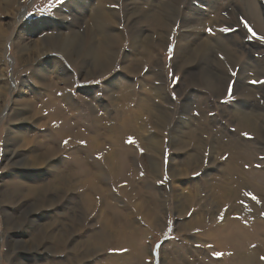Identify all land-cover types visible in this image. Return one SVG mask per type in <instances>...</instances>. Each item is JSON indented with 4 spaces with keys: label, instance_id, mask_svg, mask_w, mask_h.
I'll list each match as a JSON object with an SVG mask.
<instances>
[{
    "label": "rangeland",
    "instance_id": "obj_1",
    "mask_svg": "<svg viewBox=\"0 0 264 264\" xmlns=\"http://www.w3.org/2000/svg\"><path fill=\"white\" fill-rule=\"evenodd\" d=\"M3 1L0 0V4ZM138 1L140 3V0ZM210 1L212 0H181L179 8L184 9L189 6V8H197V11L205 12L206 4ZM254 1L261 5V0ZM90 2L94 3L95 0H89L88 5H91ZM225 2L220 10L222 11L220 12L222 23L214 27L210 24L205 28L183 26L180 23L183 16L179 14L173 27H165L164 33L166 34L160 48L153 43H156L157 37L155 33L151 32L153 41L149 43V46L151 50L156 49L160 58L157 67L152 65V62H145L136 68L137 61L142 57L141 49H137L129 43V40H126L123 44L115 46L119 52L115 56L112 66L104 74L86 75L85 77L78 73L79 71L73 63L67 61L60 52L56 51L47 52L39 58H35V61L22 66L14 52V40L18 35V46L24 42L34 46L39 40H43V37H54L57 32L69 34L72 30H76L83 34L86 17L92 12L86 10L79 14L72 7V0H13L9 9L13 13L14 19L7 26L11 17L6 13H0V26L6 23V32L0 41V86H5L0 93V264H171L170 256L176 264H204L202 263L204 260L211 264H264V188L260 187L257 193L250 188H242L236 199L233 195H226L219 199L213 198L212 195L216 193L211 191L213 189L211 187V189L198 192L196 201L189 208L180 212L181 209L177 210L174 207L176 200L179 203V200L183 199V196L179 195L176 198L173 197V193L179 192L182 182L190 181V183H198L202 186L203 180L210 181L212 177H215L211 182L220 183L218 182L221 178L219 170L225 165L224 161L228 156V151L221 148L217 150V154H212L210 152V135L213 132L216 133L218 129L224 134L230 132V136L236 132L232 115L234 107L236 110L241 107L250 108L258 121H264V73L258 72V78H256L263 80L259 82L255 79V81L250 80L255 75L256 69L248 67V72L243 73L237 65L235 66L237 73L233 78L235 70L231 67L230 62L220 59L222 67L214 68L212 66L213 68L207 69L210 77L216 81L220 77H224L223 82H220L214 89L206 84L201 76H198L204 66L198 55L188 63L180 59L181 54L177 57L174 56L180 33L191 34L188 37L194 39L192 34L201 31L207 35L225 36L224 38L235 36L237 44L246 47L244 52H239L242 61L248 57L254 59L264 57V39H261L264 37V24L250 19L246 11H239L242 8L240 0H225ZM64 4L65 6H63ZM131 4L133 5L131 0H114L105 4L107 10L115 11L117 14L111 27L115 28V31H122L128 38L131 32L130 28L136 26L137 33L142 34L143 37L140 36L144 38L145 33L150 30H148L147 24L139 22L140 12H132L129 14V18H125L127 14L125 8H130ZM61 6L63 8L59 10ZM149 8V6L143 5L141 10L147 11ZM57 10L58 12L62 11V14L57 13ZM67 12L75 13L76 17ZM238 14L242 18L244 16L248 18L258 29L255 33L258 38H248L247 41H244L245 35L242 30H237L240 28L237 21ZM260 16L264 18V9ZM65 24H67L66 27H64ZM259 25L263 30H259ZM57 26H59L58 29H55ZM255 39H261L263 43L255 41ZM180 43L182 45L185 42L181 41ZM191 45L193 46L190 43V47ZM254 52H256L255 55ZM257 52L262 56L259 57ZM210 54L214 57L217 51L212 49ZM122 55H128L127 59L135 66L133 73L124 69L128 62ZM55 61L58 62L57 66L63 68L66 78L72 82L68 91L73 97L74 104L79 103L82 109L79 111L83 114L88 113V108L79 96L83 98L86 89H93L97 102L100 100L102 104L107 103L108 95L105 90L109 89V92L115 90L119 82L110 84V81H114L116 75L128 78V83L132 88L135 87L133 94L129 97L130 106L128 104V107L130 108L136 104L138 97L144 96L145 89L160 87L161 95L153 98V107L145 110L144 113L141 112L137 119L139 125L144 128L148 125V130L144 133L141 131V137L138 134L137 136L130 135V133L124 134V128L117 122L118 115L114 112V110L117 111L116 108L109 107L108 113H105L104 109L98 108L97 114L104 119L108 117L109 121L104 120L103 124L111 126L112 129L108 132L105 127H97L101 136H97L96 140L92 141L91 139L90 142L88 139L94 134V129L89 121L85 123L90 126L89 129L83 124L80 125L83 137H75L77 142L73 143L68 139L69 137L60 136L62 132L57 130L59 127L64 130L68 129L69 134L74 132V121H72L74 117L71 116L74 111H69L63 104H59V108L48 103V100L51 99L50 94L52 97L55 94L57 98L60 97L59 87L52 86L50 88V84L44 83L41 76L44 75L43 79L46 80L55 77V74L51 73L52 67L53 69L57 67ZM153 71L156 75L150 79L149 75ZM35 78L37 81L34 80ZM54 83L58 86L61 85L57 79H54ZM187 101L192 102V107L186 105L185 108L189 107L188 111L185 110V114L181 115L182 104ZM200 107L202 108L200 109ZM155 110H165L166 114L156 117ZM178 112L182 118L186 119L191 114L197 120L205 121L206 123H203L205 126L212 128L202 134L203 138L207 139L208 137L207 140H210L209 144L203 145L202 151L197 150V153L202 156V159L197 161V170L188 172L187 176H173L166 167V164H169L166 160H169L171 166L178 171L181 168L180 161L188 152L186 149L174 151L165 147L161 156L158 157L161 164L160 170L154 175L146 177L149 181L148 188L140 189L139 195L135 192L132 193V199H130L126 196L129 195L127 192H121L128 181V179L125 181V177H123L121 162L126 161V157L129 155L130 159L132 156L140 159L151 154L153 151L145 140L151 133L155 132L158 136L165 138V143H168V131L177 119ZM200 116L202 117L199 119ZM90 117L91 114L85 116V119L89 120ZM232 118L233 120H231ZM63 119L64 123L62 124ZM65 119L67 120L65 121ZM261 127L260 133L256 135L249 133L242 134L241 137L237 134L240 137V142H244V139L249 142L253 155L243 151L242 148L237 150V153H244L245 163L242 164V160L238 162L243 168L234 170L239 171V176L232 184H230L232 181L230 175L232 174L228 175L229 177L225 176L227 177L225 181L228 182L226 185L231 187L237 186L238 183H240L239 185H248L249 174L246 170L251 169L263 174L264 178V124ZM207 134L210 135L207 136ZM230 136L221 135L223 139L220 140L226 142ZM98 137L100 138L97 141ZM130 139L133 142H129ZM191 141L193 142L190 140L189 143ZM90 144L95 146L94 152L89 151ZM193 144L194 142L192 146ZM146 146L148 150H144ZM75 147L81 148L80 153H71ZM229 151L234 154L232 149L229 148ZM47 155L50 160L35 161L40 157L46 158ZM137 166L140 171L139 175L141 173L145 175L142 164L138 163ZM117 170H120L121 181L116 180L114 176ZM31 176L35 178L32 179ZM179 181H181L180 185ZM91 182L98 184L108 199L107 203L114 205L116 210L124 213L131 223L124 229L134 230L137 233L136 240L142 246L140 263H136V260L130 257L126 246L116 245L111 241L112 239L105 241L102 236H99V241L94 243L97 239L96 230L100 227L99 215L103 216L104 214L98 213L100 199L95 192L91 194L86 191L89 195H83V190L91 186ZM259 182L262 180L258 179L260 185ZM29 183L33 185L27 190L28 188L24 184ZM176 187L179 190H173ZM150 195L153 196V199L163 200L164 203L161 212H157L160 218L156 223L147 222L144 219L147 208L144 207V198H148ZM88 198L90 201L87 202ZM138 200L142 203H137L139 207L142 205L140 208L136 205ZM149 207L151 211L154 208L153 205ZM194 212L202 215V221L197 226H186V220L188 221ZM218 224L238 225V227H234L233 231L227 228L224 235L226 236L228 233L237 236L241 233L240 255L235 256L233 250H217L210 240L206 241L208 236L200 235L203 231H210L215 226H219ZM120 225L121 223H115V221L112 223L111 220L108 228L119 229ZM58 234H61L63 240L59 239ZM236 236L233 239L234 243ZM222 246L229 248V245ZM251 249L256 250V253H252Z\"/></svg>",
    "mask_w": 264,
    "mask_h": 264
},
{
    "label": "bare ground",
    "instance_id": "obj_2",
    "mask_svg": "<svg viewBox=\"0 0 264 264\" xmlns=\"http://www.w3.org/2000/svg\"><path fill=\"white\" fill-rule=\"evenodd\" d=\"M110 1H114V0H95L94 3L90 2L91 5L90 4L88 5L89 0H72L73 9L76 10V12H78L79 14L81 12H85L86 10H87V12L88 11L92 12L91 15L89 14V16L86 17L87 18L86 27H84L85 30L83 31V34L79 31H76V30L75 31L72 30V32H70L69 34H66V33L63 34V33L57 32V34L54 37L47 36L45 38L43 37V40H41V41L37 40L38 42L36 41L37 44H35L34 46L28 45L27 42L26 43L24 42L23 44L18 46L17 45L18 44V35H16L15 40H14V44H15L14 52H15V55L17 57V60H19V62L22 64V66H25L26 64L30 63L31 61L32 62L35 61L36 60L35 58H39V56L44 55L47 52L56 51V52H60L67 61L73 63V65L79 71L78 73L80 75H84V77L86 75L91 76L93 74H104L107 71V69L112 66L114 58L119 52V49L118 50L115 49V46L120 44V43L123 44L124 42H126V40H129L130 44L135 46L137 49H141V52H142V54H141L142 57L137 61L138 64H136V68L141 66L145 62H150V63L152 62V65H155L157 67V65H159L160 58H159L158 52H156V49L151 50V47L149 46V43H151L153 41L152 36L150 35L151 32L155 33V36L157 37L156 43L155 42H153V43L160 48L163 45L164 37L166 34V33H164V31H166L165 27H168V28H169V26H170V28L173 27V25L175 24L174 22L176 20V17L179 16V14L183 16L182 17L183 22L182 21L180 22V23H182L183 26L205 28L206 26H208L210 24L211 26L214 27L217 24L222 23V18L220 15V12H222V11H220V10H222L223 5H225V3H226L225 0H212L206 4L207 5L206 11L203 12L200 10L197 11V8H194V9L189 8V6L187 8H184V9L179 8V3L181 2V0H164L163 2H162V0H140V3L138 0H131L133 2V5L131 4L132 8L131 7L125 8V11L127 12L125 18H129L128 16L130 13L135 12V11H139L140 12L139 22L147 24V27L149 28L148 30H150V31H148V33H145V35H144L145 37L142 38L143 37L142 34H140L139 32L137 33V30L135 29L136 26H133L134 28H132V27L130 28L131 32L129 31L130 36L128 38H126L122 31H115L114 30L115 28L111 27V24H113V22L115 21L117 14L115 11H110V10H107L105 8V4L109 3ZM240 1L242 2V8H240L239 11H241V12L246 11V13L250 17V19H252V20L255 19L257 22L264 24V18H262L260 16L262 9H264L262 4L258 5L257 3H255L254 0H240ZM12 2H13V0H4L3 1L4 4L3 3L0 4V13H2V14L6 13L8 16L11 17L10 21L7 24L5 23L6 26L9 25L11 23V21H13V19H14L13 18L14 15L9 9L10 6L12 5ZM137 3H139V4H137ZM134 5H135V7H133ZM143 5H146L147 7L149 6L150 8L147 11L141 10ZM63 6H65V4ZM63 6H61L59 8V10L62 9ZM69 8H70V6H69ZM66 10H68V9H66ZM125 11L122 10V12H124V13H125ZM57 13L62 14V11L58 12V10H57ZM67 13L69 14V12H67ZM69 15L76 17L75 13H71ZM189 15H191V16H189ZM108 21H109V23H107ZM78 23H81V22H78ZM5 24L0 26V41H1L2 36L6 32ZM66 26H67V24L64 25V27H66ZM255 26L257 27V25H255ZM58 27L59 26H57L55 29H58ZM68 28H70V27L68 26ZM259 30H263L262 26H260V25H259ZM197 32L198 33L192 34V36H194V39L189 38L190 36L188 37V35H191V34L187 35V34H181L180 33V36L178 39L179 41H177V43H176L174 56L177 57L178 55L181 54L180 59L182 61H185L186 63H188L190 60L191 61L194 60V57L196 58V56L198 55L200 57L199 58L200 61L204 65L203 69H201V72L199 73L198 76H201L202 80H204L206 84H209L214 89L218 87V84L220 82H223L224 77L223 78L220 77L219 79H217L218 81H216V79H212L210 77L207 69L210 67L211 68L222 67V65H221L222 62L220 61V59L217 56V55H219V53L222 54V56L224 57L223 59H226L230 62L231 67H233V69H235V66L239 65L238 69H240L241 72L244 73V72H248V67H254L256 69V72H255V75L253 76V79L258 78L257 77L258 72L264 73V57H262L261 59H254V58L248 57L247 59H245L243 61L241 60V57H240L241 55H239V52L240 53L244 52L246 47H244V45H242V44L238 45L237 44L238 41H237L235 36H233V38L232 37L224 38L225 36L224 37H221L220 35L212 36V35H207L205 32H203V33H201V31H197ZM181 41H184L185 43L181 45V43H180ZM190 43L193 44V46L191 45V47H190ZM155 45H154V47H155ZM30 48H32L33 50ZM212 49H215L217 51V54L214 57L210 56L211 55L210 51H212ZM127 56L122 55V57H126V61L128 62V64H126L124 66V69L127 72L133 73L135 71V69H134L135 66L131 64V62L127 59ZM138 56H139V54H138ZM215 58H217V59H215ZM136 60H137V58H136ZM54 63L57 66L58 62L55 61ZM134 63H135V61H134ZM60 69H61V67H59V66H57L55 69H53V67H52V69H51V73L55 74L56 78L54 77L53 79H49V80L47 79L46 80L45 78L43 79V77H45L44 75L41 76L42 81H44V83L50 84V86H49L50 88H52V86L59 87V91H60L59 96L60 97L57 98L55 96L56 94L52 97V94H50L51 99L48 100L49 101L48 103L51 106L54 104V106H58L59 108H60L59 104L60 105L63 104L65 106V108L69 109V111L70 110L74 111L72 113L73 115L70 114L71 116L74 117L72 119V121H74L73 122L74 123L73 128L75 129L74 132L69 134L68 129L64 130V128L59 127V128H57V130L58 131L60 130L62 132V134L60 136H66L67 138L69 137L68 139L73 143L77 142L78 140L76 138H82L83 137L82 131L80 130V125L83 124L87 129H89L90 126H87L85 124L89 121L92 129H94V131H93L94 134L91 137H88V139H90L89 140L90 142H91V139H92V141L96 140L97 136H101L100 131L97 127H99V126H101V128L105 127L108 132L112 129L111 126L103 124L104 120H106L107 122L109 121L108 117L104 119L99 114H97L98 108H102V109H104L105 113H108L107 110H109L108 109L109 107L116 108L117 111H115L114 109L113 110L118 115V121L117 122L120 125H122V127L125 130L124 134L130 133V135H134V136H137V134H138L141 137V131H143V133H144V131L148 130V125H147V127L144 128V126L139 125V123L137 122V119H138V116L141 115V112L144 113L145 110H149L151 107H153V104H154L153 98L161 95V92H160L161 88L160 87H151L150 88L148 86L149 88L145 89L146 92H145L144 96L138 97L136 104L130 108V107H128L129 97H130V95L133 94L135 87L132 88V86L128 83L129 82V81H127L128 78L125 79L124 77H122V75L121 76L118 75L119 77L116 75L114 77V81H110V84H113L114 82H119V84L116 86V88L114 90L115 92L114 91L109 92V89H108V91L105 90L106 95H108V102L107 103L102 104L101 103L102 101L100 102V100L97 102V98L94 94L93 89H88V90L86 89L87 91L85 90L84 95L86 98L85 97L82 98V96H79L81 98V100H83L84 105H86L88 108L87 114L88 115L91 114V117L88 120V119H85V116H88V115L86 113L83 114L82 112L79 111V109L82 110L79 106V103L77 105L74 104L73 99H72L73 97L70 95V93L68 91L69 86L72 84V82L66 78V75H65L64 71L62 70L63 68L61 70ZM60 74H62V75H60ZM31 75H33V74H31ZM155 75H156V73L153 71L149 75V78L150 77L153 78ZM54 79H57L61 85L58 86L56 83H54ZM34 80L37 81L36 78ZM141 83L142 82L140 81L139 84L141 85ZM106 85H108V84H106ZM4 87H5L4 85L0 86V93H2V89H4ZM115 93H116V95H113ZM115 98L117 99L116 101H115ZM191 104H192V102H189V101L184 102L182 104V109L180 112L181 115L185 114L184 111L185 110L188 111L189 107H192ZM186 105L189 107L185 108ZM129 106H130V104H129ZM202 107H200V109ZM155 112H156V115H155L156 117L166 114L165 110H158V111L155 110ZM201 112H203V111H201ZM180 113L178 114V116L176 117L177 119L173 122L170 130L168 131V143H165V138L158 136L154 132V133L149 134L148 138L145 139L146 143L152 149L153 154L151 153V154L145 155V156L141 157L140 159H136V157L133 158V156H132L130 159V155L128 156L129 153L128 152L126 153V155L128 157H126V161L121 162V168L123 170V177H125V181L128 179L129 182L127 181L126 185L121 189L122 193L127 192V194H129V195H126V196L129 197L130 199H132V196H131L132 193L135 192L136 194H138L139 193L138 191L140 189H142L143 187L148 188L149 181H147L146 177H148L150 175H154L156 172H158L160 170L161 164H160V160L158 159V157L161 156L162 151H164L165 147H167L168 149L171 148L174 151H176L178 149H186L188 152V153L184 154L183 160L180 161L181 168H179L178 171H176L175 168H173V166H171V163L169 162V160H166L169 163V164H166V167L171 172V174L173 176H176V177L185 176V175L187 176L188 172L196 171L197 170V167H196L197 161L200 160V158L202 157L200 153H197V150L202 151L203 145L206 143L209 144L210 139H211V141H210V152L212 154H217L218 153L217 150H219L221 148L224 149V151H228V156L226 157V159L224 161L225 165H224V167L222 165L223 168L221 167L222 169L219 170V172L221 171V173H220L221 175L217 173L218 175L221 176L220 181H218L220 183L217 184L216 182H211V180L214 181L213 179H215V177L214 178L212 177L210 179V181H208V179L205 181L203 180L202 186H201V184H198V183H197L198 185L196 183H193V182L190 183V181L188 182L189 184L187 182H182L180 190L177 187L173 189V190H179V192L173 193V195H174L173 197L176 198L178 195L183 196V199L179 200V203H178V200L175 201L176 205L174 207L177 210L181 209L180 210V212H181L182 210L189 208L193 204V202L196 201L195 198L197 195H199L198 192H200L202 190L204 191V189H209V188L211 189V187H213V189L211 191L213 193H216V194L212 195V196H214L213 198L217 197L219 199L224 198V196H226V195L227 196L233 195L236 199L239 197V192L242 188H250L253 191H255L256 193L258 192L257 190L260 187L264 188L263 174H260L257 170H252V169L246 170V172L249 174V184L246 186L243 184L239 185L240 183H238L237 186L231 187L230 185L229 186L226 185L228 182L225 181L227 178L225 176L232 174V175H230V178L232 179L230 184H232V182H235L237 179L236 177L239 176V174H238L239 171L236 172L234 170L239 169V168H243V166L241 164H238V162H240V160H242L243 161L242 164L245 163L244 162L245 161L244 153L243 154L237 153L238 149L242 148L243 151L249 152L250 155H253V152H251V150H250L251 145L249 144V142L244 139L245 137L243 138L244 142H242V141L240 142L239 141L240 137H238L237 134H239L240 136L242 134H249V133H253L256 135L257 133H260L259 131L262 129L261 125L264 124V121L261 122L259 120L261 122L260 123L255 118V114L253 113V111L250 108L241 107L239 110H236V108L234 107V109L232 111V115L234 118V124L236 125V132H233V134L230 136V132H229V134H227L228 132L226 134H224V132H221L218 129L216 133L213 132L211 135L207 134V136L208 135L211 136V138L209 140H207L208 137H207V139L202 137L203 133H207L206 131L208 129H212L211 127L209 128L208 126L204 125L206 123L205 121L201 122L200 120H197L195 117L191 116V114H189V116L185 119L184 117L182 118ZM186 115H187V112H186ZM202 115H203V113H202ZM201 117L202 116H200L199 119ZM233 118L231 120H233ZM80 119H82V121H80ZM66 120L67 119H65V121ZM84 120H85V122H84ZM206 121H207V119H206ZM63 123H64V119L62 120V124ZM208 123H207V125H208ZM57 130H56V132H57ZM249 131H252V132H249ZM221 135H223L225 137L229 135L230 137L226 140V142H224L223 140L222 141L220 140L221 138L223 139V137H221ZM99 138L100 137H98L97 141L99 140ZM125 139H126V137H125ZM190 140H193V142H194L193 146H192V143H193L192 141H191V143H189ZM241 140H242V138H241ZM189 145H191V146H189ZM225 146H226V148H225ZM94 147L95 146H93V144H90L89 145V151L94 152ZM229 148H230V150L231 149L233 150L234 154L231 153V151H229ZM127 149H129V148H127ZM144 150H148V147L146 146L144 148ZM80 151H81L80 147H78V148L75 147V149L71 153L78 154V153H80ZM86 151H87V148H86ZM98 151H99V148H98L97 152ZM72 157L74 158L73 155H72ZM48 159L50 160L49 156L47 155L46 158L40 157V159H36L35 161L36 162H45ZM106 160H107V158H106ZM177 160H179V159H177ZM138 163L142 164L143 168L145 169V175H143L142 173L139 175L140 171H139V167L137 166ZM192 170H194V171H192ZM31 174H35V173H31ZM217 174H216V176H217ZM114 176L116 177V180H120L121 179L119 177L120 176V170H117V173ZM31 178L34 179L35 177L31 176ZM258 179L262 180V182H259L260 185L258 184ZM180 182L181 181H179V185H180ZM24 185H26L28 188L27 190H29L32 187L31 185H33V184L29 183V184H24ZM90 185L91 186H88V188H85L83 190V195H89L86 191L91 192V194L93 192H95L96 196L100 199V209L98 210L99 211L98 213L104 214L103 216L99 215L100 227L96 230L97 239H96V242H94V243H97L99 241L98 240L99 236L100 237L102 236L104 238L103 240H105V241L112 239L111 241L115 242L116 245H120L121 247L126 246L125 248H127V251L129 253L130 257L134 258L136 260V263L137 262L140 263L141 262V260H140L141 254H142V252H141L142 246L136 240L137 233L134 232V230L127 231L124 229L125 226H130L129 224H131L128 221L126 215H124V213H121L118 210H116L114 205L107 203L108 199L105 197L104 192L101 191V189L99 188L97 183L93 184L91 182ZM242 186H244V187H242ZM147 193H149V192H147ZM151 195H153V194H151ZM150 196L148 198H146V197L144 198L145 206L144 205L143 206L147 207L145 209V214H144L145 218L144 219H146L147 222L151 221L153 223H156L157 219L160 218V217H158L157 212H159V213L161 212V210H162L161 207H164V203L162 202L163 200L160 201L157 198L153 199V196L155 197V195H153L151 197ZM143 197H144V195H143ZM88 201H90L89 198H88L87 202ZM138 202H140V201L139 200L136 201L137 206H138V204L141 203V202L140 203H138ZM142 202H144V201H142ZM160 202H162V203H160ZM150 205L154 206V208H152V211L149 207ZM140 207H142V205ZM140 207L138 206V208H140ZM111 220H112V223H114V221H115V223H117V222L121 223L119 229L118 228L115 229V227L113 229L108 228ZM122 221H125V222H122ZM201 221H202V215L200 213L194 212V213H192V215L188 219V221L186 220L185 224H186V226L193 227V226H197L198 223ZM123 223L125 225H122ZM234 227H238V225L236 226V225L232 224L230 226H227L225 224H222L219 226H215L210 231H208V230L203 231L200 233V235L208 236L206 241L210 240V242L214 244L213 247L215 249L225 250V251L226 250H229V251L233 250V254L235 256H238V255H240V249H241V244L239 243V242H241V238H242L241 233H239L237 236H236V234H228V233L226 234V236L224 235L227 228H230V230L233 231ZM260 228H263V226H260ZM228 231H229V229H228ZM60 235L58 234L57 236H60ZM134 235H136V236H134ZM52 236L54 237V234H52ZM235 236H236V240L234 243L233 239ZM252 236H253V234H252ZM59 239H62V236H60ZM124 242H126V245H124ZM222 245H229V248H226V246L223 247ZM251 251H252V253H254V252L256 253V250H254V249H251ZM162 257H163V255H162ZM173 261H174L173 258L170 256L169 262H171V264H176ZM202 263L211 264V262H209V261L206 262V260H204ZM232 264H234V263H232Z\"/></svg>",
    "mask_w": 264,
    "mask_h": 264
},
{
    "label": "flooded vegetation",
    "instance_id": "obj_3",
    "mask_svg": "<svg viewBox=\"0 0 264 264\" xmlns=\"http://www.w3.org/2000/svg\"><path fill=\"white\" fill-rule=\"evenodd\" d=\"M262 1V0H261ZM264 1V0H263ZM243 16V15H242ZM238 17H239V19H237V21H238V24H239V26H240V28H238L237 30H239V29H241L242 30V32H243V35H245V37H244V41H247V39L248 38H258L257 36H256V34L255 35H253V33H256V31H257V29L254 27V25L251 23V21L248 19V18H246L245 16H244V18H242V17H240V14H238ZM240 22V23H239ZM250 41V40H249ZM255 41H258V42H260V43H263V41L261 40V39H255ZM255 53L256 52H254V55H255ZM258 53V52H257ZM259 55V57H261L262 56V54L261 53H258ZM218 56V58L219 59H221V60H223V56H222V54H220L219 53V55H217ZM235 71H234V77L233 78H235V75H236V73H237V69H234ZM264 79V78H263ZM263 79H255L256 81H261V80H263ZM250 80H254L253 78L252 79H250ZM254 80V81H255Z\"/></svg>",
    "mask_w": 264,
    "mask_h": 264
},
{
    "label": "snow or ice",
    "instance_id": "obj_4",
    "mask_svg": "<svg viewBox=\"0 0 264 264\" xmlns=\"http://www.w3.org/2000/svg\"><path fill=\"white\" fill-rule=\"evenodd\" d=\"M253 35H255V33H253ZM261 39H264V37H261ZM129 142H133V141H131V139H130V141ZM254 199H255V197H253ZM217 255H220L219 253H217Z\"/></svg>",
    "mask_w": 264,
    "mask_h": 264
},
{
    "label": "water",
    "instance_id": "obj_5",
    "mask_svg": "<svg viewBox=\"0 0 264 264\" xmlns=\"http://www.w3.org/2000/svg\"><path fill=\"white\" fill-rule=\"evenodd\" d=\"M262 4V3H261ZM262 6H263V4H262ZM263 8H264V6H263Z\"/></svg>",
    "mask_w": 264,
    "mask_h": 264
}]
</instances>
